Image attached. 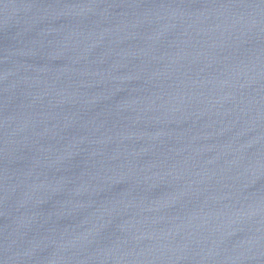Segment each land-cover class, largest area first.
Returning <instances> with one entry per match:
<instances>
[{
  "label": "water",
  "instance_id": "1",
  "mask_svg": "<svg viewBox=\"0 0 264 264\" xmlns=\"http://www.w3.org/2000/svg\"><path fill=\"white\" fill-rule=\"evenodd\" d=\"M0 264H264V0H0Z\"/></svg>",
  "mask_w": 264,
  "mask_h": 264
}]
</instances>
